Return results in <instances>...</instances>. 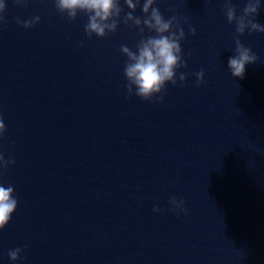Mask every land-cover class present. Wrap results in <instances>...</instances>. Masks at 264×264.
Segmentation results:
<instances>
[{
    "label": "clouds",
    "instance_id": "obj_1",
    "mask_svg": "<svg viewBox=\"0 0 264 264\" xmlns=\"http://www.w3.org/2000/svg\"><path fill=\"white\" fill-rule=\"evenodd\" d=\"M17 5L28 6V0H14ZM55 8L61 15H66L71 22L77 18L78 13L87 15L88 22L85 25V33L90 39L93 35L105 38L109 33H115L121 23V0H54ZM128 12L123 16L125 26L137 29L140 35L135 45V50L121 45L120 52L127 58L124 65L127 92L129 97L133 94L144 101L151 102L153 97L158 96V102L163 103L166 93V84H177V70L187 68V61L183 57L182 42L185 40V31L181 26L182 18L172 15L167 19L154 6L157 0H123ZM140 7L143 16H135L133 13ZM262 7L261 0H247L241 14H237L232 0H224V15L229 24L235 25L234 55L228 58V70L233 77L244 78L246 65L254 64L259 57L251 48L245 46L239 39L247 31L249 34L264 33V24L256 21L259 9ZM6 0H0V24H6ZM40 22L39 16L28 20L16 18V23L24 28H32ZM145 29L150 33L145 35ZM189 33L196 35V29L189 26ZM188 73L180 72L181 84L186 80ZM196 84L204 83V69L195 73ZM6 125L0 116V139L4 137ZM14 159H5L0 153V170L7 169L9 164H14ZM0 171V175H2ZM169 204L174 210L185 212L184 201L171 197ZM18 199L14 196V187L4 186L0 183V230H3L16 211ZM159 207H154V212H159ZM27 247V246H25ZM21 248L9 250L8 256L12 262L21 257Z\"/></svg>",
    "mask_w": 264,
    "mask_h": 264
}]
</instances>
